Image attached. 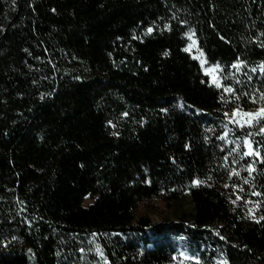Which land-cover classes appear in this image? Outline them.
<instances>
[{
	"label": "trees",
	"instance_id": "trees-1",
	"mask_svg": "<svg viewBox=\"0 0 264 264\" xmlns=\"http://www.w3.org/2000/svg\"><path fill=\"white\" fill-rule=\"evenodd\" d=\"M261 109L264 0H0V264H264Z\"/></svg>",
	"mask_w": 264,
	"mask_h": 264
},
{
	"label": "rangeland",
	"instance_id": "rangeland-1",
	"mask_svg": "<svg viewBox=\"0 0 264 264\" xmlns=\"http://www.w3.org/2000/svg\"><path fill=\"white\" fill-rule=\"evenodd\" d=\"M192 57L200 63L204 73L209 77L212 83L217 86L221 85L219 76V67L217 65H209L203 50L200 49L198 41L191 36L189 44L187 46ZM264 113V110L250 111V110H236L232 113L231 119L240 126H245L256 122L260 116ZM248 152L252 153V148H248ZM92 198L87 197L84 200L85 205H90ZM78 255L74 254V264H107V260L102 249L99 236L90 235L83 239L81 248L78 249Z\"/></svg>",
	"mask_w": 264,
	"mask_h": 264
}]
</instances>
